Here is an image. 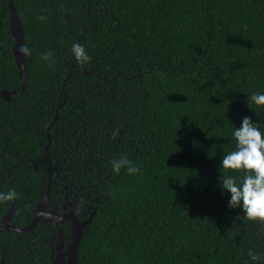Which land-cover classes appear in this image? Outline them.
Masks as SVG:
<instances>
[{"label":"trees","instance_id":"obj_1","mask_svg":"<svg viewBox=\"0 0 264 264\" xmlns=\"http://www.w3.org/2000/svg\"><path fill=\"white\" fill-rule=\"evenodd\" d=\"M12 1L32 55L23 89L0 0V192L17 193L0 219L14 206L10 223L28 226L51 173L49 208L68 195L79 221L96 211L77 264H264V223L219 188L234 127L264 129L250 101L264 93V0ZM120 158L139 172H115ZM71 237L49 220L0 230V264H54Z\"/></svg>","mask_w":264,"mask_h":264},{"label":"clouds","instance_id":"obj_2","mask_svg":"<svg viewBox=\"0 0 264 264\" xmlns=\"http://www.w3.org/2000/svg\"><path fill=\"white\" fill-rule=\"evenodd\" d=\"M39 19L43 20L44 17ZM18 53L28 57L32 55V49L28 45H21ZM71 53L79 63H87L91 59L84 45L80 43L72 44ZM50 58L48 53L41 56L44 61ZM250 101L255 105L264 106V93L253 94ZM232 135L236 144L234 150L227 152L221 159L220 191L222 194H228V208H239L249 221L264 223V129L258 122H253L252 117L243 116L240 126L234 127ZM125 167L129 173H137L140 170L126 158L112 161L115 172ZM16 198L17 193L14 190L0 192V202L13 201ZM249 257L251 261L258 262L260 254L250 251Z\"/></svg>","mask_w":264,"mask_h":264},{"label":"water","instance_id":"obj_3","mask_svg":"<svg viewBox=\"0 0 264 264\" xmlns=\"http://www.w3.org/2000/svg\"><path fill=\"white\" fill-rule=\"evenodd\" d=\"M10 10H11L10 29L15 40V43L13 45V52L15 55L16 64L19 68L20 81L24 89L27 83L26 62H25V57L21 56L18 53L19 47L21 45L26 44L24 28L12 0H10ZM2 96L8 101L10 100L11 92L4 89L2 91ZM51 186H52V174L50 173L49 187L44 202L40 203L37 206L36 214L28 226L24 228H19L10 223L16 213L15 207L12 206L6 212V214L0 219V230H12L18 233H26L32 231L37 226V224L44 219L52 222H56L58 224L69 223L70 228L72 230L71 242L66 250H62L61 248L64 245L63 243L60 245L57 256L54 259V264H77L80 242L82 240L85 229L92 221L96 211H93L90 214V216L85 220L79 221L74 214V209H73L75 205L74 203H73V207L66 214H60L57 211L47 210L46 207L50 198ZM1 264H4V260H2Z\"/></svg>","mask_w":264,"mask_h":264},{"label":"flooded vegetation","instance_id":"obj_4","mask_svg":"<svg viewBox=\"0 0 264 264\" xmlns=\"http://www.w3.org/2000/svg\"><path fill=\"white\" fill-rule=\"evenodd\" d=\"M73 203L75 204L74 205V207H73ZM77 203H78V199H70L69 198V196L67 195L66 196V201L64 202V205H63V207H62V212H59V210H57V209H51V208H49V201H48V204H47V207H46V209L47 210H49V211H57V212H59L60 214H66L67 212H69L70 211V209L73 207V209H74V214H75V209H76V207H77ZM44 220H46V219H44ZM56 223V222H55ZM57 225H60V224H58V223H56ZM67 224H69V223H67ZM64 244L63 245V247H61L62 248V250H66L67 248H68V246H65V242L64 241H61V244ZM60 244V245H61ZM60 245L58 246V249H59V247H60ZM57 253H58V251H57Z\"/></svg>","mask_w":264,"mask_h":264}]
</instances>
